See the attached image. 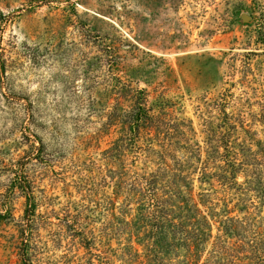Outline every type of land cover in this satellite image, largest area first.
Returning <instances> with one entry per match:
<instances>
[{
	"label": "rangeland",
	"instance_id": "374dc122",
	"mask_svg": "<svg viewBox=\"0 0 264 264\" xmlns=\"http://www.w3.org/2000/svg\"><path fill=\"white\" fill-rule=\"evenodd\" d=\"M165 166L211 233L172 264H264V0H0V264H147Z\"/></svg>",
	"mask_w": 264,
	"mask_h": 264
},
{
	"label": "trees",
	"instance_id": "16d2710c",
	"mask_svg": "<svg viewBox=\"0 0 264 264\" xmlns=\"http://www.w3.org/2000/svg\"><path fill=\"white\" fill-rule=\"evenodd\" d=\"M143 103L138 104V109L132 114V123L130 125V130H137L142 124H146L148 120L154 119L151 117L149 111L146 109V99H141ZM169 166H165L164 169L157 172V174L152 173L151 175H144L142 178L138 179V187L136 186V191L140 193L141 203L138 207L140 213L138 217L139 226L135 228L142 235L141 237L148 241V239L153 241V243H147V248L149 250L148 257L145 258L147 264H166L165 260L170 259L172 264V259L169 256L172 254L175 256L179 254V248H183L186 241L193 243V252L204 253L202 245L208 241L206 239V230H209V225H203L200 221L206 217L201 215L197 207L193 212H189L186 215H182L177 212V199L181 200L183 192L181 187L178 185L167 187L164 182L169 174ZM232 168H235L233 165ZM182 171V170H181ZM182 175L180 176L181 179ZM176 180L174 184L179 182ZM169 188V189H168ZM22 190L29 192V187H22ZM186 209V208H185ZM264 219V217H262ZM188 221H193L194 225L191 226ZM232 225H227L226 231L229 234L236 232V224L240 221L236 220L234 224V219H230ZM189 224V225H188ZM202 226V229L197 226ZM208 237H211L210 230L208 232ZM208 238V239H209ZM264 240V234H263ZM188 246L186 245V248ZM185 248V249H186ZM190 250V247H188ZM262 251L264 252V244L262 246ZM259 251V253H261ZM139 254V253H138ZM262 254V253H261ZM180 257V255H178ZM181 264H187V261L180 262ZM23 264H30L28 262L26 254H24Z\"/></svg>",
	"mask_w": 264,
	"mask_h": 264
}]
</instances>
